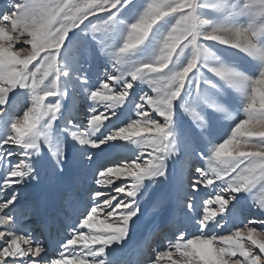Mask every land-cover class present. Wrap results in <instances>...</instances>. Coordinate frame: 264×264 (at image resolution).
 Listing matches in <instances>:
<instances>
[{
	"label": "snow or ice",
	"instance_id": "1",
	"mask_svg": "<svg viewBox=\"0 0 264 264\" xmlns=\"http://www.w3.org/2000/svg\"><path fill=\"white\" fill-rule=\"evenodd\" d=\"M257 189L264 0L0 6V264H264Z\"/></svg>",
	"mask_w": 264,
	"mask_h": 264
},
{
	"label": "rangeland",
	"instance_id": "2",
	"mask_svg": "<svg viewBox=\"0 0 264 264\" xmlns=\"http://www.w3.org/2000/svg\"><path fill=\"white\" fill-rule=\"evenodd\" d=\"M6 2V0H3V2L0 0V6H2L4 3ZM102 62H94L93 63V68L90 70V74L91 73H95L99 71V68L101 66ZM78 107L79 110L81 112H87L88 110V101L85 100V98L83 96H81L79 103H78ZM203 166V165H200ZM215 192L211 189H203L201 190V192L198 194L197 196V201L198 204L202 205L203 204V200L208 199L210 196H214ZM253 197L255 200H259L261 198H264V190H260L257 189L254 193H253ZM216 205H213V208H215ZM247 205L245 206V210H244V214H247L246 211ZM202 211V208H201ZM156 217H154L151 212L148 210L147 206L145 208V216L141 218V221L139 223V228H138V233L137 235H144L145 233H147V231L151 228H153V225L156 223ZM195 229L193 227H189V232H194ZM156 237H157V241H156ZM166 239H167V234L166 233H162L159 231H153L152 234L149 236L148 239V243L150 245L149 248V254L151 253V246H156L159 245L160 246V250H163V246L166 243ZM156 241V242H155ZM160 242V243H159ZM155 244V245H154Z\"/></svg>",
	"mask_w": 264,
	"mask_h": 264
},
{
	"label": "bare ground",
	"instance_id": "3",
	"mask_svg": "<svg viewBox=\"0 0 264 264\" xmlns=\"http://www.w3.org/2000/svg\"><path fill=\"white\" fill-rule=\"evenodd\" d=\"M3 2V0H1ZM86 100V99H85ZM55 190V185L49 182V178L44 177L39 185L26 191V195L37 196L47 199Z\"/></svg>",
	"mask_w": 264,
	"mask_h": 264
}]
</instances>
